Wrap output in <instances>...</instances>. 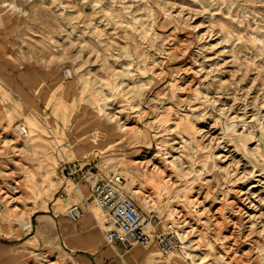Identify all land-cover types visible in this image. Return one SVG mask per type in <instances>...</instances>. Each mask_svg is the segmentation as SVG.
I'll use <instances>...</instances> for the list:
<instances>
[{"label":"rangeland","instance_id":"rangeland-1","mask_svg":"<svg viewBox=\"0 0 264 264\" xmlns=\"http://www.w3.org/2000/svg\"><path fill=\"white\" fill-rule=\"evenodd\" d=\"M116 174L156 219L119 256ZM194 263L264 264V0H0V264Z\"/></svg>","mask_w":264,"mask_h":264},{"label":"built area","instance_id":"built-area-1","mask_svg":"<svg viewBox=\"0 0 264 264\" xmlns=\"http://www.w3.org/2000/svg\"><path fill=\"white\" fill-rule=\"evenodd\" d=\"M12 131L16 137H22L26 133V128L22 124H16L12 126ZM73 173L70 169L69 174ZM138 181L150 197L163 194L161 191L162 182L147 172H138ZM111 185H115L113 181L106 183L98 180L93 188V195L98 199L99 205L106 209V214L113 224V228L103 232L105 242L107 245L116 244L123 250L134 244L146 246L151 241V222H155V217H151V222H147L142 219L137 206L131 199L115 200L116 192ZM157 193L159 195H156ZM80 211L78 206L72 205L69 207L67 215L69 219L76 221L81 215ZM173 241L163 233L156 236V243L163 252L173 248Z\"/></svg>","mask_w":264,"mask_h":264},{"label":"bare ground","instance_id":"bare-ground-1","mask_svg":"<svg viewBox=\"0 0 264 264\" xmlns=\"http://www.w3.org/2000/svg\"><path fill=\"white\" fill-rule=\"evenodd\" d=\"M94 177H95V175H94ZM113 179L115 180V181H113L114 182V184L116 185H111L112 187H113V190L116 192V196H115V200H118V199H130V198H128V197H126L125 195H124V192H123V189H122V185H124L125 184V180L123 179V177H121L120 175H114L113 176ZM106 183H109V182H106ZM138 183L141 185V183L138 181ZM96 184V183H95ZM95 186V185H94ZM142 186V185H141ZM94 188V187H93ZM142 188H143V186H142ZM165 187H164V185L162 184V187H161V191H163V194L162 195H159V193H157L156 195H159V196H157V197H153V198H160V197H163L164 195H165V189H164ZM144 189V188H143ZM133 191V193L135 194V195H137L139 192L137 191V190H132ZM94 197H95V195H94ZM95 200H96V202H97V207L100 209V211H102V212H104V213H106V209L105 208H103L102 206H100L99 205V203H98V199L95 197ZM133 201V200H132ZM141 201L142 202H144V204H147L148 206H146L147 208L149 207H151L149 204H148V200L145 198V197H141ZM80 213H81V215H82V212L80 211ZM154 213V212H153ZM81 215H80V217H81ZM105 216H106V218L109 220V218H108V215L107 214H105ZM104 216V217H105ZM153 216H155V214H153V215H150V216H148V218L146 219L147 220V222H151V217H153ZM79 219V218H78ZM156 221V220H155ZM109 222H110V220H109ZM155 223V222H154ZM154 223H152L151 222V232H152V227L154 226ZM110 224L113 226V224L110 222ZM30 225V224H29ZM41 225V224H40ZM113 228V227H112ZM104 230H106V229H103L102 230V234H103V232H104ZM176 233V232H175ZM178 233V232H177ZM177 235H179V234H177ZM103 237H104V234H103ZM104 241H105V239H104ZM106 243V242H105ZM107 244V243H106ZM134 245H136V244H134ZM134 245H132L130 248H127V249H125L124 251H120V253H121V255H123L124 253H126L127 251H129L130 249H132L133 248V246ZM110 247H112L113 249H114V251L117 253V255L119 256L120 254L116 251V247H118L116 244H112V245H109ZM140 246V245H139ZM119 250V249H118ZM123 250V249H122ZM161 250V249H160ZM171 250V249H170ZM170 250H168V251H166V252H164V253H167V255H172V254H170L171 252H170ZM147 254V253H146ZM149 255H152V256H150V257H152V259H154V252H151V251H149ZM129 256V260L130 261H134L135 263L138 261V258H139V256H140V252L138 251V250H136V251H134V253L133 254H129L128 255ZM168 256V257H169ZM170 261V260H169ZM168 261V262H169ZM170 263V262H169ZM172 263V262H171ZM195 264V263H194Z\"/></svg>","mask_w":264,"mask_h":264},{"label":"crops","instance_id":"crops-1","mask_svg":"<svg viewBox=\"0 0 264 264\" xmlns=\"http://www.w3.org/2000/svg\"><path fill=\"white\" fill-rule=\"evenodd\" d=\"M81 210V209H80Z\"/></svg>","mask_w":264,"mask_h":264}]
</instances>
